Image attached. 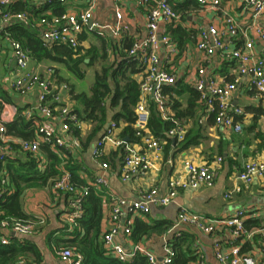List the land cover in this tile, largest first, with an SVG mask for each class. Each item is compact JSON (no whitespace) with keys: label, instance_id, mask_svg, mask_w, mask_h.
<instances>
[{"label":"crops","instance_id":"1","mask_svg":"<svg viewBox=\"0 0 264 264\" xmlns=\"http://www.w3.org/2000/svg\"><path fill=\"white\" fill-rule=\"evenodd\" d=\"M15 1L23 3L25 6H31V8L34 7L28 0ZM169 1L176 11L185 14L181 16L180 21L172 26H160V31L166 29L168 35L177 46L176 53L172 56L170 55L171 60L166 59L167 56L163 49L160 50L161 65L176 75V82L180 81L181 84L185 85L192 86L190 82L191 78L195 73V68L200 64H203L208 72L220 80H234L236 77L235 64L227 58L226 53L242 45L244 37L241 34L233 39L224 36L222 38V46L209 59H206L196 48L198 27H204L209 22L221 21L222 12L200 10L195 0ZM23 4L18 3L17 5L21 7ZM178 4L180 6L183 5V8L176 9L175 6H178ZM52 5L51 2L46 3L43 1L37 8H34L39 10L43 7L44 11L39 13L49 14L53 13ZM63 5L65 6V10L62 12L76 14L89 5V0H67ZM221 9L232 14L240 23H245L249 20L247 11L243 9L237 0H224ZM120 10L123 13L124 22L128 25V30L118 38L107 31L104 37L106 41L107 39H112L114 42H120L123 39L133 41L143 36L146 33L145 13L147 6L125 1L120 6ZM17 11L29 13L28 20L22 21L28 26H30L28 21H33L37 17L33 12L27 11L26 8ZM114 11L115 5L111 0H95L93 17L98 23H112L115 20ZM186 11L189 13H186ZM259 21L264 23V17ZM176 28L186 32L182 41L178 40L177 37L174 38L171 34V29ZM38 34L40 33L38 32ZM80 35H82V40L79 41V45L83 48L82 53L87 49H93V54L96 55L95 61L99 60V58L109 59L106 63L102 61L101 67L111 64L119 57L114 54L111 43L107 44L105 48L102 46L99 39L101 36L96 32L84 29L78 37ZM251 36L254 37L252 33ZM96 39H98L99 43H97ZM115 51L119 52L118 50ZM255 51L256 56L264 57V44L257 41ZM103 55H105L104 58H102ZM95 61H93V64L96 63ZM84 62L88 63L89 58L86 57ZM81 65L80 69L84 76L78 78L74 74H71L63 64L53 60L42 59L34 61L29 56L28 61V67L37 73L41 79L50 82L51 86L56 85L57 76L60 74L68 80L69 84L74 85L75 91L79 89L83 90L85 87L78 88L77 84L81 82L80 79L89 75V85L85 89V91H88L93 81L94 72L97 69L85 76ZM16 73L17 66L12 57L9 37L7 35L2 36L0 33V122L4 124L10 123L19 115V109H21L22 115L27 120H31V126L34 125V128L31 127L33 129L32 138L6 134L7 138L13 140L14 143H17L21 139H38L35 124L41 119L36 109V105L39 103V86L35 84L27 94H19L12 88L11 84ZM134 77L139 80V73ZM67 89L66 86H60V101L69 109L77 108L76 101L73 106L74 99L71 98ZM178 99L182 106H186L188 94L185 92L178 96ZM229 100L232 108L239 107L242 109V113L235 115L236 120L241 124L240 131L237 132L232 128H225L215 124L212 120L210 121L211 112L204 106L199 105L195 116L181 123L185 133L188 130L192 131L193 136L191 138L194 140V143L189 144L186 148H182L181 141L170 138L171 144L168 147L163 146L162 153L158 159L154 160V168L142 176L136 175L125 181L122 179L120 172L121 149L112 146L109 142H104L101 147L102 155L95 157L93 150L102 133H99L87 146H82L81 141H85L86 136L92 128V124L87 121L81 122L80 138H77L71 132L65 133L62 131L57 108L54 109L55 119L52 124L53 128L58 133L65 135L66 148L81 162V168L78 170L80 178L92 188L93 208L96 212L99 211L100 214L99 228L101 236L110 226L113 197L138 200L142 193L150 186H157L161 193H165L169 178L185 174L183 167L185 160H191L195 163H215L218 157L221 158V162L211 185L181 189L178 191L174 202L165 206H152L146 214H133L132 224L136 218H141L150 224L152 221H164L168 227L175 222L178 212L183 209L202 215L207 219L228 217L239 209H245V228L251 231L254 227L260 225L264 214V171L259 175H254L249 183L241 181L239 175L247 162L257 161L264 164V96L257 95L248 84L246 78H242ZM170 111L168 108V112ZM28 114L31 116L29 117ZM121 128L122 124L117 127L115 133L117 134ZM41 145L43 143L39 144V148L35 153L40 156ZM140 145L141 143H139L138 147ZM50 147L53 149L55 146L51 145ZM15 153L17 152L13 150L9 156H13ZM101 161L107 162L108 166L105 169L100 167ZM41 166L43 165L41 164ZM4 169L3 167L0 175L2 173L3 175L7 174V172H4ZM98 175H102L107 180V186H96L93 184ZM237 187L239 190H236ZM226 193H230L229 197L225 196ZM93 196L98 198L97 201ZM22 205L24 212L40 223L37 225L36 231L29 236L42 253L43 257L40 264H67L57 256L55 250L56 243L61 246L63 241L73 238L72 235L65 234L62 230L63 221L69 207L68 196L66 197L65 194H55L50 191L48 186H34L24 190ZM129 216L131 214H125V218ZM183 230L196 235L195 245L201 249L207 264H224L216 260L215 249L219 247V249L225 252L231 243L239 245L240 251L253 256L258 264L264 263V247L261 245L257 234L249 238L241 236L233 239L228 228L217 229L212 234H203L193 227H185ZM165 231L164 228L153 229L140 241H134L131 238V233L127 236L120 231L115 237V242L121 244L127 250L131 249L133 244L141 243L154 255L161 257L163 256V235Z\"/></svg>","mask_w":264,"mask_h":264},{"label":"built area","instance_id":"2","mask_svg":"<svg viewBox=\"0 0 264 264\" xmlns=\"http://www.w3.org/2000/svg\"><path fill=\"white\" fill-rule=\"evenodd\" d=\"M15 0H0V30L4 25L13 21L28 20V12L13 11L9 8L10 3ZM35 8L41 2L51 0H28ZM65 3L67 0H59ZM130 1L138 5L147 6L145 13L146 33L134 39L127 50V57L135 61L140 67L139 72V99L134 107L136 119L133 127L138 141L129 142L125 138L118 137L116 132L117 124L110 121L105 127L100 139L97 140L93 150V155H102L101 147L104 142L111 143L112 146L121 149V177L128 180L136 175H144L155 167L154 160L158 159L163 151L164 142L150 134H143L142 130L149 118L148 102L151 99L157 106L164 119L169 118L168 106L162 87L176 82V75L161 65L160 50L166 54V59L171 60L170 55L176 53V44L168 35L166 29L160 31V26H172L180 21L185 13L176 11L169 0H111L115 5V20L109 24H100L93 17V6L95 0H89V5L81 9L78 13L62 12L59 14L43 13L39 14L33 21L28 23L40 34L44 45L65 43L76 48L79 45L78 35L84 30L96 32L99 36L105 37L106 32L121 37L128 30V25L123 20V13L120 6ZM199 9L209 12H222L221 21L209 22L204 27H198V40L196 48L209 59L213 53L222 46L224 36L233 39L240 34L244 37V42L239 47H235L226 53L227 58L235 64L236 77L232 81H224L208 72L203 64L195 68V73L191 78L192 87L198 92V101L208 111L214 113V122L225 128H232L235 131L241 130V124L236 120L235 115L242 113L239 107L232 108L230 97L236 91L237 84L242 78H246L248 84L257 95L264 96V57L256 56V42L264 44V23L259 20L264 17V0H237L247 11L249 20L240 23L232 14L221 9L224 0H195ZM186 13H189L186 11ZM251 33L254 37L251 36ZM9 46L12 57L17 66V73L12 80V88L19 94L25 95L31 87L37 84L40 88L39 103L36 109L40 114V121L35 124L38 139H21L17 143L8 139L5 124L0 122V160L9 156L13 149L12 145H18L22 151L36 153L39 144L60 145L67 147L65 135L58 133L53 128L54 111L45 103V98L51 89L49 82L41 79L40 76L28 67L29 56L22 45L9 37ZM62 87H65L64 85ZM60 95L55 100L60 101ZM58 118L61 120V129L69 133V122H74L80 128L76 114L72 113L67 106L56 107ZM30 117L31 115L28 114ZM43 118V119H42ZM168 137H173L176 141H182L185 130L180 123L175 121V125L167 131ZM141 143L140 147H138ZM221 158L218 157L215 163H195L191 160L184 161L185 174L179 177H171L167 181L165 193H161L157 186H150L145 190L138 200H131L124 197H113L110 226L102 233L103 246L108 254L116 257L120 261L130 259L135 253L145 255L152 264H169L172 261L175 251L169 244L172 235H180L185 227H193L203 234H212L220 228H228L233 239L241 236L247 238L257 234L261 245L264 247V214L259 226L251 231L244 226L246 216L245 209H239L232 215L224 218L207 219L197 213L180 210L176 220L168 226L163 235V256L157 257L145 245L141 243L133 244L127 250L121 244L115 242V237L122 231L125 235L131 233L133 214H146L152 206H165L174 202L179 190L184 188H197L201 185H211L216 177L217 169ZM105 169L108 164L101 161L99 164ZM264 171V164L257 161L245 163L239 179L244 183H249L254 175H259ZM6 178H1L0 188L5 185ZM96 186H107V180L98 175L93 182ZM55 191L69 192L67 213L65 220L68 223V230L76 226L77 219L83 213V198L88 194V187H76L70 181L68 172H64L53 184ZM236 190H239L237 187ZM1 191V190H0ZM230 193L225 196L229 197ZM131 216L125 218V214ZM14 234L20 236L30 235L34 232L35 222L32 220L11 219L4 221ZM6 243L7 239H2ZM57 256L67 264H80L82 256L71 247H60L55 250ZM194 259L188 264H207L201 249L195 245ZM215 258L224 264H258L255 258L240 251L239 245L231 243L228 250L223 252L219 247L215 249ZM264 264V263H262Z\"/></svg>","mask_w":264,"mask_h":264},{"label":"trees","instance_id":"3","mask_svg":"<svg viewBox=\"0 0 264 264\" xmlns=\"http://www.w3.org/2000/svg\"><path fill=\"white\" fill-rule=\"evenodd\" d=\"M50 2L53 4L52 12L54 14L62 13L65 10L64 3L59 0H51ZM18 3L23 4L14 1L10 3L9 8L13 11L26 8L35 16L44 11L43 7L36 10L34 7L31 8V6L24 4L19 7ZM182 6L178 4L175 8L179 10L183 8ZM0 33L2 36L7 35L11 39L17 40L32 60L49 59L61 63L78 78L84 76L80 65H91L96 59L93 49H87L82 53L83 48L80 45L76 48L65 43L44 45L38 31L25 25L22 21H13L4 25ZM171 34L174 38L177 37L178 40L182 41L186 32L176 28L171 29ZM78 38L79 41L82 40V35ZM99 39L104 48L111 43L114 54L119 57L111 64L102 66L100 70L94 72L93 81L88 91H75L74 85L69 84L63 75L57 74L56 85L51 86L49 82L51 91L46 95L45 103L53 111L56 107L65 106L61 101L55 100V97L60 94L61 85L68 88V93L72 99L81 103V108L70 110L76 114L79 122L87 121L92 124L85 141H81L82 146H87L99 133H103L105 126L110 121H114L117 127L122 124L121 130L117 133L118 137L127 138L129 142L138 141L139 136L135 134L136 130L133 124L136 119L134 107L139 99V81L134 76L141 71V67L127 57V50L132 41L123 39V41L114 42L112 39H107V41L109 40L107 43L104 37H99ZM86 57L89 58L88 63L84 62ZM104 57L105 55L102 56V58ZM185 92L188 94V99L186 106H182L178 96ZM162 93L165 95L166 105L171 110L168 113L169 118L164 119L156 104L150 99L148 102L149 118L142 133L163 140L164 147H168L172 141L168 137L167 131L175 125V121L181 125L183 121L193 118L197 107L201 104L198 101L196 89L190 85L181 84L180 81L164 85ZM21 112L22 110L19 109V115L10 123L5 124L6 134L32 138L33 129L31 127L34 128V125L31 126V120H27ZM211 120L214 121V113H211ZM69 123L71 133L80 138V128L74 122ZM192 136L191 130L186 131L184 139L180 142L182 148L194 143ZM50 146L48 144L41 145L40 156L29 151H22L18 145L13 144L12 149L17 153L0 161V171L4 167V172H7L5 175L3 173L0 175V181L1 178H6L5 185L0 188V264H40L43 257L40 248L29 238L40 223L24 212L22 197L26 188L48 186L51 192L65 194L69 199L71 196L69 192H58L53 189L54 182L64 172L69 173L72 184L76 187H88L89 192L83 198V213L81 218L77 219V225L68 230V223L66 220L63 221L62 230L65 234L72 235L73 238L63 241L61 246L56 243V249L60 247L73 248L82 256L80 264H152L141 253H135L125 261H120L106 253L100 235V214L99 211H95L92 204V188L85 184V181L78 174V170L81 168L80 160L65 146L56 144L53 149ZM93 197L97 201L98 198ZM11 219L34 221V232L24 236L14 234L8 225L3 224L4 221ZM165 224L164 221H152L150 224L141 218H136L132 224L131 238L134 241H140L153 229H166ZM164 225L165 227H163ZM2 239H7V242L2 243ZM195 243L196 235L189 231L182 230L180 235H172L169 244L173 247L175 255L169 264H188L193 260Z\"/></svg>","mask_w":264,"mask_h":264},{"label":"rangeland","instance_id":"4","mask_svg":"<svg viewBox=\"0 0 264 264\" xmlns=\"http://www.w3.org/2000/svg\"><path fill=\"white\" fill-rule=\"evenodd\" d=\"M97 40V43H99V41H98V39H96ZM102 61L103 62H108L109 61V59L107 58V59H100L99 58V60H97V61H95L96 63H92L91 65H81L82 66V68H83V70H84V72H85V76L87 75V74H90V73H92L95 69H97V70H100L101 69V64H102ZM49 64H51V63H49ZM52 64H55V63H52ZM56 65V64H55ZM69 78V77H68ZM89 79H90V76L89 75H87L85 78H83V79H80L81 80V82L80 83H78L77 84V87L78 88H83V86L85 87L83 90H85L86 88H87V86L89 85ZM74 80V79H73ZM78 91H81L80 89L78 90ZM74 102H73V106H74V104H75V101H76V107L77 108H80L81 107V103L79 102V101H77V100H73Z\"/></svg>","mask_w":264,"mask_h":264},{"label":"water","instance_id":"5","mask_svg":"<svg viewBox=\"0 0 264 264\" xmlns=\"http://www.w3.org/2000/svg\"><path fill=\"white\" fill-rule=\"evenodd\" d=\"M125 139H127V138H125ZM171 139H172V140H175L173 137H171Z\"/></svg>","mask_w":264,"mask_h":264}]
</instances>
